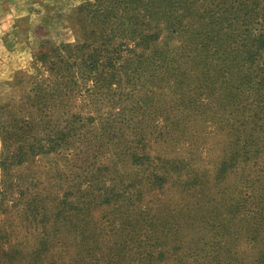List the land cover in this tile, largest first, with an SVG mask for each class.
Instances as JSON below:
<instances>
[{
	"label": "trees",
	"instance_id": "1",
	"mask_svg": "<svg viewBox=\"0 0 264 264\" xmlns=\"http://www.w3.org/2000/svg\"><path fill=\"white\" fill-rule=\"evenodd\" d=\"M83 9L92 42L39 51L19 117L0 106V264H264V0ZM127 69L98 114L58 112ZM52 153L65 164L34 161Z\"/></svg>",
	"mask_w": 264,
	"mask_h": 264
},
{
	"label": "rangeland",
	"instance_id": "2",
	"mask_svg": "<svg viewBox=\"0 0 264 264\" xmlns=\"http://www.w3.org/2000/svg\"><path fill=\"white\" fill-rule=\"evenodd\" d=\"M85 1L95 0H0V106H8L7 114L9 115V119L19 117L18 99L26 89L30 88L32 80H35L38 76L48 74L42 58L37 57L39 51L48 53V46H52L67 54L70 52L68 44L70 45L76 40L83 39L87 42H92L91 39L93 38L88 37V32L90 29L98 30L99 25H95L96 19L91 18L87 9L77 10L78 6ZM98 1L114 2V0ZM24 42L27 43L29 48V54L25 51L28 56L18 52V49L26 48ZM23 55H26V59L23 58ZM129 77L130 69H127V73L122 75L120 84L118 85L117 82L112 85L111 90L113 92L100 86H94L93 89L87 90L88 84L80 87L81 91H78L76 87L73 91L69 90L68 92L67 90L65 97L69 98L70 102L62 100L60 103L63 106H61L60 110L58 109V112H67L70 108L82 112L92 109L94 113L98 114L97 110L99 107L104 110L102 106H105V104L102 102L111 99L117 100L115 98L120 95L117 89L119 86H123L122 90H120L121 92L124 89L131 88L132 82L129 81ZM59 97L60 99L63 98L62 93L58 95L57 100ZM53 99L55 100V97ZM73 104H75V107L72 108ZM1 145L0 139V165L2 162ZM81 145L83 143L78 145L77 151L82 149ZM37 158L41 159L33 160L39 162L41 165L44 163L45 165L55 163L58 166L65 164L64 159L54 153ZM32 169H34L33 166L28 172L32 171ZM238 173L242 176L246 173V170L242 168V170H238ZM235 180L236 177L231 181L235 183ZM250 183L251 180L248 183V190L250 189ZM215 191H217L215 196L220 197L222 190L215 189ZM251 201L253 199H247L246 204H249ZM96 215H101V213L98 212ZM25 216L27 218L24 219L23 216L21 218V233L19 234V238L21 237V239H19V244L24 242L23 240H25L26 236L24 238L22 236L26 235V231H33L34 227L32 218L26 214ZM27 240L28 248L26 251L29 252L36 244L33 233L28 236ZM250 245L251 243L247 244V241L243 243L246 258H250L251 255V253L248 254L247 252L248 247H251ZM14 261L16 262V259Z\"/></svg>",
	"mask_w": 264,
	"mask_h": 264
},
{
	"label": "crops",
	"instance_id": "3",
	"mask_svg": "<svg viewBox=\"0 0 264 264\" xmlns=\"http://www.w3.org/2000/svg\"><path fill=\"white\" fill-rule=\"evenodd\" d=\"M33 4H34V2H33ZM24 45H25L26 48H20V49H18V52L23 53V54H26V53H25V51H26V52L28 53L29 48H28V46H27V43L24 42ZM28 54H29V53H28ZM28 54H26V55L28 56ZM26 55H23V58L26 59V57H25Z\"/></svg>",
	"mask_w": 264,
	"mask_h": 264
}]
</instances>
